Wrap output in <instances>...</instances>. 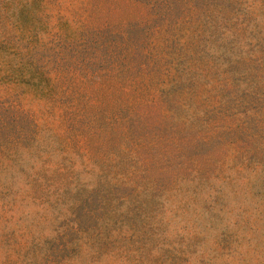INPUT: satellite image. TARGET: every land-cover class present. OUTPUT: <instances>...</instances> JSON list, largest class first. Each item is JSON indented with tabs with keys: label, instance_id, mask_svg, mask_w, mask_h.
Masks as SVG:
<instances>
[{
	"label": "rangeland",
	"instance_id": "1",
	"mask_svg": "<svg viewBox=\"0 0 264 264\" xmlns=\"http://www.w3.org/2000/svg\"><path fill=\"white\" fill-rule=\"evenodd\" d=\"M0 264H264V0H0Z\"/></svg>",
	"mask_w": 264,
	"mask_h": 264
}]
</instances>
